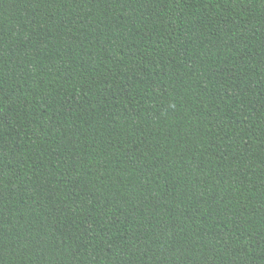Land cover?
<instances>
[{"label": "trees", "instance_id": "trees-1", "mask_svg": "<svg viewBox=\"0 0 264 264\" xmlns=\"http://www.w3.org/2000/svg\"><path fill=\"white\" fill-rule=\"evenodd\" d=\"M0 264H264V0H0Z\"/></svg>", "mask_w": 264, "mask_h": 264}]
</instances>
